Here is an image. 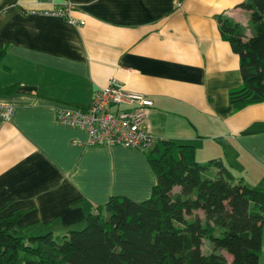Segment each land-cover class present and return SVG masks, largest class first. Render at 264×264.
I'll return each instance as SVG.
<instances>
[{
  "label": "crops",
  "instance_id": "crops-1",
  "mask_svg": "<svg viewBox=\"0 0 264 264\" xmlns=\"http://www.w3.org/2000/svg\"><path fill=\"white\" fill-rule=\"evenodd\" d=\"M244 1L71 0L72 24L45 14L48 0H0V43L7 45L0 101L15 107L0 124V220L20 211L17 229L28 241L81 227L110 196L150 197L156 176L147 149L88 145L84 130L56 117L59 106L85 110L111 77L152 100L147 124L155 140L191 144L195 152L217 141L231 174L264 188V132L241 133L264 120V103L233 113L228 102L242 75L221 24L251 36ZM213 148L208 157H220Z\"/></svg>",
  "mask_w": 264,
  "mask_h": 264
},
{
  "label": "trees",
  "instance_id": "trees-1",
  "mask_svg": "<svg viewBox=\"0 0 264 264\" xmlns=\"http://www.w3.org/2000/svg\"><path fill=\"white\" fill-rule=\"evenodd\" d=\"M239 6L249 11L253 34L244 37L231 21L221 24L242 75V84L228 90L233 113L264 103V0ZM6 50L0 43V57ZM261 132L264 120L241 131ZM146 159L156 176L150 197L110 196L87 215L82 229L40 233L26 242L16 225L20 211L0 220V264H258L264 188L235 178L220 159L198 162L187 143L156 139ZM207 241L210 251L203 250Z\"/></svg>",
  "mask_w": 264,
  "mask_h": 264
},
{
  "label": "built area",
  "instance_id": "built-area-1",
  "mask_svg": "<svg viewBox=\"0 0 264 264\" xmlns=\"http://www.w3.org/2000/svg\"><path fill=\"white\" fill-rule=\"evenodd\" d=\"M53 6L44 11L47 15L65 17L76 23L71 16L74 6L71 0H48ZM176 6L180 0H173ZM153 102L143 94L125 89L114 77L92 97L85 110L72 106H59L56 117L61 123L78 127L86 132L88 145H124L149 149L155 139L149 132L147 113ZM15 107L0 101V124L10 121Z\"/></svg>",
  "mask_w": 264,
  "mask_h": 264
},
{
  "label": "rangeland",
  "instance_id": "rangeland-1",
  "mask_svg": "<svg viewBox=\"0 0 264 264\" xmlns=\"http://www.w3.org/2000/svg\"><path fill=\"white\" fill-rule=\"evenodd\" d=\"M205 141H210V140H205ZM155 143V142H154ZM154 143H153V145H154ZM216 143H218L217 141H215V142H213V141H210V142H208V143H206V144H204V149H202V150H197L196 152H197V155H196V160L198 161V162H200V163H206L209 159H213V158H217V159H219V158H222V159H225V156H224V153L222 152V149L220 148V146H217V150H216ZM152 145V146H153ZM151 146V147H152ZM214 146V148H213V150H215L216 152H219L220 153V157H217V156H213V157H208V153H209V149H211L212 147ZM150 147V148H151ZM147 150H148V148H147ZM212 169H216V167H213ZM211 169V170H212ZM210 172V171H209ZM211 174H213V172H211L210 173V175ZM239 175H241V176H239ZM237 176L239 177V178H243V180H244V182H246V183H248V184H251V181H250V179H249V177L247 176V175H244L243 173H238L237 174ZM119 196H122V195H119ZM201 217H202V214H201V212H197ZM86 224V223H85ZM85 224L84 225H82L81 227H77L76 229H74V230H79V229H82L84 226H85ZM40 234V233H39ZM54 234H57V233H54ZM27 242V241H26ZM212 244L209 242V241H207V242H205L204 243V245H203V250L204 251H210L211 249H212V246H211ZM224 254V253H223ZM224 256H226L227 258H228V260L231 258L228 254H224Z\"/></svg>",
  "mask_w": 264,
  "mask_h": 264
},
{
  "label": "bare ground",
  "instance_id": "bare-ground-1",
  "mask_svg": "<svg viewBox=\"0 0 264 264\" xmlns=\"http://www.w3.org/2000/svg\"><path fill=\"white\" fill-rule=\"evenodd\" d=\"M181 4V3H180Z\"/></svg>",
  "mask_w": 264,
  "mask_h": 264
}]
</instances>
